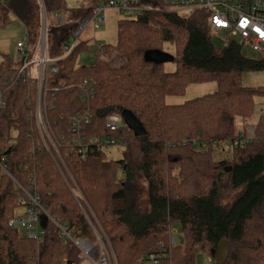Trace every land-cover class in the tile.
<instances>
[{
  "label": "trees",
  "instance_id": "trees-1",
  "mask_svg": "<svg viewBox=\"0 0 264 264\" xmlns=\"http://www.w3.org/2000/svg\"><path fill=\"white\" fill-rule=\"evenodd\" d=\"M96 1L69 8L65 0H0V27L12 16L35 42L41 2L47 19L65 13L64 25L47 27L48 54L58 57L77 23L91 16ZM139 4L150 10L119 20L116 43L103 44L107 55L117 51L124 57L122 66L112 68L98 59L83 63L91 43L80 34L74 50L57 61L59 73L51 85L57 89L49 115L55 131L69 137L67 114L89 110L92 119L85 136L124 140L121 158L111 159L107 152L81 158L72 147H62L65 180L46 152L31 149L28 105L34 89L27 81L8 89L0 109V147L20 187L0 174V264H80L83 259L45 215L40 241L8 225L27 205L24 190L37 194L45 212L74 239L94 241L92 227L103 232L117 264H137L142 256L162 253L169 258L161 264H196L199 255L214 259L211 253L222 240L230 246L223 264H264V140L259 135L227 152L229 141L233 144L243 132L236 133V120L243 121L244 128L264 108V86L245 87L241 82L243 72L264 71V53L248 57L245 45L231 35L216 47L203 10H171L161 0ZM165 43L175 49L173 72L150 57L145 60L146 51L165 52ZM10 62L0 53V71ZM82 79L94 84L88 104L79 96ZM207 82L216 84L214 92L181 104L165 101L182 95L190 84ZM124 109L140 121L144 135L134 136L123 119L113 132L105 127L109 115ZM255 122L258 133H264V115ZM229 193L236 195L224 203ZM172 229L179 231L175 245Z\"/></svg>",
  "mask_w": 264,
  "mask_h": 264
},
{
  "label": "built area",
  "instance_id": "built-area-1",
  "mask_svg": "<svg viewBox=\"0 0 264 264\" xmlns=\"http://www.w3.org/2000/svg\"><path fill=\"white\" fill-rule=\"evenodd\" d=\"M167 7L182 11L203 10L208 13L209 25L213 33L222 30L238 38L245 47L250 48L255 53H264V0H161ZM140 0H97L92 7L91 16L77 23V30L67 44L62 46V54L58 57H51L47 50V27L48 19L45 15L41 2V21L39 33L35 42H30L26 34L23 39L16 42L18 49L17 65H9L0 71V83L4 88H0V109L6 105V93L9 88L18 82L27 81L34 89L32 102L28 105V118L32 121L30 132L34 137L31 149L34 152L44 151L55 162L61 175L66 180L68 169L61 157L60 148L70 146L82 158L93 152H108L111 147L125 145V141H116L107 137H86L84 131L90 124L92 113L73 112L67 114L69 137L64 133H58L54 129L49 115L55 109L52 98L57 89L51 87L53 78L59 73L57 61L68 56L77 45V40L82 31L89 25L94 29L104 24L106 18L104 11L114 10L121 14L123 18L135 19L148 12L150 9L146 5H140ZM66 22L62 12L55 13V24L64 25ZM84 58L89 61L98 59L109 67L117 68L124 64V57L117 51L110 55L105 53L104 45L94 43ZM63 85V84H62ZM79 96L82 102L88 104L94 96V84L91 79H84L78 84ZM258 115H264V108L258 110ZM63 118V116H60ZM122 117L119 112L108 116L105 127L110 131H115L121 127ZM260 135L264 140V133H258L257 123H246L243 132L235 138L233 144L229 141L230 153L234 145L241 146L254 141ZM0 147V174H5L18 184L10 172L7 170L5 156ZM18 187L20 185L18 184ZM24 190V189H23ZM27 197V205L21 216L12 217L8 220L11 228L17 229L23 235L35 241H40L44 235V228L41 226L43 215L49 218L64 235L65 240H70L81 252L83 258L90 260L92 264H117L111 245L103 232H97L94 227L95 240L87 238L74 239L68 232V228L58 223L43 209L37 194L23 191ZM179 242L176 229L171 230V243L175 245ZM169 258L166 253L159 255L148 254L138 259L137 264H161L162 260ZM214 259L205 256L203 264H212ZM215 263V262H214Z\"/></svg>",
  "mask_w": 264,
  "mask_h": 264
},
{
  "label": "rangeland",
  "instance_id": "rangeland-1",
  "mask_svg": "<svg viewBox=\"0 0 264 264\" xmlns=\"http://www.w3.org/2000/svg\"><path fill=\"white\" fill-rule=\"evenodd\" d=\"M67 6L69 8H76L80 3H87L91 0H65ZM171 10L181 11L179 9L172 8ZM104 16L106 21L104 24L100 25L99 28L94 29L92 25L87 26L81 33V39H87L91 43V46L96 42L100 44L113 45L116 43L117 39V24L118 21L123 19V16L114 10H106L104 11ZM49 25L55 23V13L53 16L48 17ZM26 35L25 27L15 18L9 16V21L0 27V53L4 55H8L11 58V62L9 65L16 66L17 65V55L18 49L16 47V42L23 39ZM229 38H232L227 30H222L214 34L213 43L216 47H221L226 44ZM33 42V41H32ZM163 49L165 53L174 55L175 49L172 44L165 43L163 45ZM244 53L248 57L256 56V53L253 52L250 48L245 47ZM83 63H88L89 60H83ZM8 65V66H9ZM163 68L167 72L175 71L176 64L174 62H166L163 63ZM241 82L245 87H259L264 86V71H247L241 74ZM216 84L214 82L207 83H197L190 84L184 91L182 95L178 96H169L165 98L166 103L168 104H181L187 100L193 99L195 97H199L205 94L212 93L216 90ZM6 99V96H5ZM258 107H255V113ZM258 117V113L255 115ZM256 117L254 120H247L246 123H253L256 121ZM243 121L236 120L235 122V130L236 133L242 132L243 130ZM124 147L123 145H119L118 147H111L107 156L111 159H119L122 156V151ZM216 156H221V152L219 150H215ZM122 171L119 172V176H122ZM68 179V178H67ZM224 195V194H223ZM236 193H229L224 195V199L222 200L224 203H230L235 196ZM177 234L179 231L177 230ZM204 255H199L196 260V264H203ZM80 264H92L90 260L83 258Z\"/></svg>",
  "mask_w": 264,
  "mask_h": 264
},
{
  "label": "water",
  "instance_id": "water-1",
  "mask_svg": "<svg viewBox=\"0 0 264 264\" xmlns=\"http://www.w3.org/2000/svg\"><path fill=\"white\" fill-rule=\"evenodd\" d=\"M148 57L152 58L153 61L159 62V63H166V62H173L174 57L170 54H167L165 52H156V51H146L145 53V60L148 59ZM121 117L125 123V125L130 129L134 136H142L145 134V130L140 123V121L133 115L132 112L129 110H122L120 112ZM45 219V217L43 218ZM229 243L226 240H222L219 242L218 247L214 252H212V256L214 257L215 264H223L225 260L227 259L228 252H229Z\"/></svg>",
  "mask_w": 264,
  "mask_h": 264
},
{
  "label": "bare ground",
  "instance_id": "bare-ground-1",
  "mask_svg": "<svg viewBox=\"0 0 264 264\" xmlns=\"http://www.w3.org/2000/svg\"><path fill=\"white\" fill-rule=\"evenodd\" d=\"M63 10V9H62ZM91 10V9H90ZM65 14V13H64ZM48 16V15H47ZM88 18V17H87ZM77 28V27H76ZM51 29V28H50ZM75 31V30H74ZM39 33V32H38ZM72 34V33H71ZM49 35V34H48ZM31 37V36H30ZM33 40V39H32ZM35 40V39H34ZM80 40V39H79ZM68 41V40H67ZM78 43V42H77ZM49 45V44H48ZM62 52V51H61ZM51 56H53V55H51ZM57 56V55H56ZM53 57H55V56H53ZM78 61V60H77ZM162 64V63H161ZM57 79H58V77H57ZM58 80H60V79H58ZM83 80V79H82ZM81 80V81H82ZM68 86V85H67ZM77 89V88H76ZM78 90V89H77ZM80 93V92H79ZM90 103V102H89ZM87 107V106H86ZM119 131V130H118ZM113 132V131H112ZM87 134H88V131H87ZM94 135V134H93ZM101 135V134H100ZM92 136V135H91ZM110 137V136H109ZM104 155V154H103ZM93 156V155H92ZM4 179H5V177H4ZM54 217V216H53ZM77 235V234H76Z\"/></svg>",
  "mask_w": 264,
  "mask_h": 264
}]
</instances>
